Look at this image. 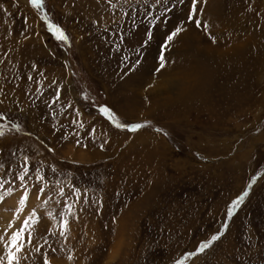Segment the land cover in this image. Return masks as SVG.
Returning <instances> with one entry per match:
<instances>
[{
    "label": "rangeland",
    "instance_id": "rangeland-1",
    "mask_svg": "<svg viewBox=\"0 0 264 264\" xmlns=\"http://www.w3.org/2000/svg\"><path fill=\"white\" fill-rule=\"evenodd\" d=\"M190 4L0 0L4 264H264V0Z\"/></svg>",
    "mask_w": 264,
    "mask_h": 264
},
{
    "label": "snow or ice",
    "instance_id": "snow-or-ice-1",
    "mask_svg": "<svg viewBox=\"0 0 264 264\" xmlns=\"http://www.w3.org/2000/svg\"><path fill=\"white\" fill-rule=\"evenodd\" d=\"M163 2L167 3V0H163ZM31 3L35 7L38 8L42 5L43 0H31ZM144 3L147 4L148 0H144ZM156 3L160 4L161 0H156ZM179 3H184V0H179ZM199 4H207V0H191L189 15H188V21L194 22L197 28L202 27L201 21L199 19H197V16L199 14V9H198ZM172 10H173L172 8L167 9V11H172ZM203 27H206V25H203ZM52 29L55 32L58 39H61V40L67 39V37L64 35L63 31L59 27L52 26ZM183 31H185V29L183 27H176L175 30H173L171 32V34L167 36L166 42L162 45V48L164 50H167L169 48L170 44L175 40V38ZM149 39H151L150 34H149ZM159 59L161 61L160 67L163 68L165 66V61H166L164 51L161 52ZM103 111L106 115H109L110 117H112L113 114L111 113V111L109 109L105 108V109H103ZM121 126L122 125L117 123V127H121ZM142 127H144V125L138 124V125H135L132 130L136 131ZM157 131H163V130L157 129ZM3 134H4L3 132H0V136H2ZM20 179L23 180L24 177L21 176ZM245 195H247V193H245ZM25 199H27V196H25ZM241 202H242V198L236 200L233 203L232 207L229 209V213H228L229 216L232 215L233 210ZM30 221H32V217H29L28 219L24 220L23 221V228L12 232L11 236H10V242L4 243L3 247H4V249H6L7 264H20L19 254L24 251V240H25L24 230L29 228V222ZM32 222L35 223L36 221H32ZM67 227H68V222H67V220H65L64 221L65 231H67ZM225 227H227V225H225ZM221 235H222V233L220 235H214L210 241H207V242L200 244L198 247V250L196 252L188 253L187 256L184 257L183 259L177 260L176 264H185V261L189 257L203 253L206 249H209L210 247H212L213 242L218 241L221 238ZM0 239H4L3 235H0ZM0 264H4V260L2 258H0Z\"/></svg>",
    "mask_w": 264,
    "mask_h": 264
}]
</instances>
